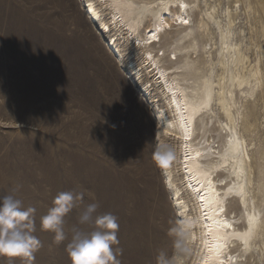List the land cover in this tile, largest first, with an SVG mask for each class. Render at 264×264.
Segmentation results:
<instances>
[{
  "label": "rangeland",
  "instance_id": "1",
  "mask_svg": "<svg viewBox=\"0 0 264 264\" xmlns=\"http://www.w3.org/2000/svg\"><path fill=\"white\" fill-rule=\"evenodd\" d=\"M209 1L219 5L221 15L233 10L234 40L246 38L249 58L259 60L264 71V52H259L260 46L264 49V9L258 0ZM84 6L82 0H0V197L14 194L25 208L35 209L30 220L38 241L27 255L0 253V264H71L67 240L57 243L54 233L41 227V217L61 191L84 194L80 207L66 218V230L89 203L98 202L101 212L118 217L113 264H156L160 251L175 256L180 249L181 220L170 205L171 192L162 185L165 166L154 157L157 142L174 147L168 161L173 189L180 190L190 208L193 204L180 181V143L152 119L154 104L161 110L167 106L162 90L149 72H141V83H135L136 71L130 68L133 60V68L143 69L147 49L124 39L117 44L119 59L106 46L115 42L116 32L100 29L110 12L99 10L101 22L94 24ZM203 14L191 13L193 26L186 33L191 31L195 41L184 39L172 23L152 46L154 54L164 52L165 68L186 65L193 54L195 59V50L201 57L209 52V40L198 33ZM148 82L153 87L144 95L142 85ZM233 102L235 127L250 147L248 209L256 211L261 230L252 250L241 246L246 254L242 264H264V86L256 91L236 87ZM215 109L196 125L194 144L206 154L211 148L222 152L234 136ZM225 176L219 172V178ZM229 197L228 217L236 216L233 221L241 229L246 209L236 204L240 196Z\"/></svg>",
  "mask_w": 264,
  "mask_h": 264
},
{
  "label": "bare ground",
  "instance_id": "2",
  "mask_svg": "<svg viewBox=\"0 0 264 264\" xmlns=\"http://www.w3.org/2000/svg\"><path fill=\"white\" fill-rule=\"evenodd\" d=\"M82 1L92 23L96 22L94 24L101 22L99 10L110 12V24L102 22L100 29L104 32L108 29L109 33L116 32L111 38H115V42H108L106 46L116 52L119 59L122 56L117 50V44L124 39L130 40L140 50L147 49L144 51L143 69L137 70L138 67L133 68L134 61L129 62L132 72L136 71L133 72L136 76L134 81L140 84L141 72H149L153 84L162 90L165 97V109L161 110L152 102V119L157 122V127H161L160 131L164 135L174 137L180 143V181L193 204V208H190L186 200L179 197L180 190L173 189L170 166L164 167L162 185L171 192L173 198H170V205L176 209L181 220L180 249L175 255V264H242L246 261V254L241 246L252 250L261 230L256 211L248 209L253 169L250 147L235 127L237 120L233 110L236 102H233V98L236 87H249L251 91L261 89L264 86V71L259 60L254 63L249 58L251 44H244L246 38L234 40L233 29L236 25L233 10L229 9L221 15L219 5H211L209 0ZM258 3L264 9V0H258ZM199 11H204V14L198 33L209 40V52L201 57L195 50V59L193 54L186 65L165 68L162 64L164 52L161 56L159 53L154 54L152 46L161 42L167 28L175 26L172 23L182 29L184 39L195 41L192 32L186 31L193 26L191 13ZM185 20L187 23L183 22ZM146 22H149L148 26ZM213 41L215 43H211ZM259 52H264L261 46ZM172 59L176 61L178 57L175 55ZM153 84L142 85L144 95L149 94ZM215 108L226 118L225 128L232 131L234 136L226 141L222 152L217 154L211 148V152L206 154L207 149L194 144L196 125L209 110L212 111L209 115L212 117ZM204 158H214V161L208 165L203 162ZM222 171L226 176L221 179L218 176ZM220 182L225 186H219ZM233 194L240 196L237 198V206L246 209L247 223L245 221L241 229L233 221L236 216L228 217L229 196ZM209 226L213 228L211 233ZM235 253L240 254L234 256ZM251 254L252 251H249Z\"/></svg>",
  "mask_w": 264,
  "mask_h": 264
},
{
  "label": "clouds",
  "instance_id": "3",
  "mask_svg": "<svg viewBox=\"0 0 264 264\" xmlns=\"http://www.w3.org/2000/svg\"><path fill=\"white\" fill-rule=\"evenodd\" d=\"M175 149L167 143L157 142L154 157L160 162L173 157ZM19 185L17 186V188ZM83 193L61 191L54 197L52 206L41 217V227L54 233L57 243L67 240L65 250L71 264H113V245L118 244V217L111 212H101L98 202L84 206L77 224L66 230V218L80 207ZM34 208H25L14 194L0 197V253L9 246L22 247L31 253L38 243L32 234L30 220ZM156 264H175V256L160 251Z\"/></svg>",
  "mask_w": 264,
  "mask_h": 264
},
{
  "label": "snow or ice",
  "instance_id": "4",
  "mask_svg": "<svg viewBox=\"0 0 264 264\" xmlns=\"http://www.w3.org/2000/svg\"><path fill=\"white\" fill-rule=\"evenodd\" d=\"M184 23H187V21H183ZM187 138V137H186ZM172 157H170L169 159L167 160H164L162 161V163L164 164L165 167L168 166V161L171 160ZM213 231V228L212 226H209V233H211ZM218 247V245H217ZM6 252H8L9 254H19V253H24V254H29L28 251L22 247H19V246H16V247H12V246H9L8 248L4 249ZM209 250L211 251V247L209 248Z\"/></svg>",
  "mask_w": 264,
  "mask_h": 264
}]
</instances>
